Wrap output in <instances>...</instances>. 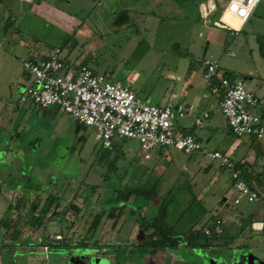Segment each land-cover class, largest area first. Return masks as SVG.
I'll use <instances>...</instances> for the list:
<instances>
[{
    "label": "rangeland",
    "instance_id": "1",
    "mask_svg": "<svg viewBox=\"0 0 264 264\" xmlns=\"http://www.w3.org/2000/svg\"><path fill=\"white\" fill-rule=\"evenodd\" d=\"M227 1L215 0L216 13L212 15L211 20H217L218 16L222 15V9ZM260 1L249 20L237 32L213 28V31H217L220 37L217 43H208L210 41L208 31H211L212 27L205 28V25L198 20L191 1L187 0L186 4L189 5L186 14L188 16L184 22L174 15L173 19L160 17L163 20L161 25L153 24L151 32L147 33V36L151 38L149 41L152 40L150 53H143L144 48L134 49L131 52L132 49L127 47L128 41L125 38L127 36L125 32L118 33L117 37L120 38L117 39L114 46L108 44L102 46V42L98 47L93 48V51H96L95 55L99 62L114 67L120 74L125 70H133L141 79L143 78V81L149 83L153 78L150 77L149 80H144V78L155 74L149 72L150 67L153 66L152 64L159 63L161 56L176 55L184 58V61L197 64V60L204 54L205 57L216 60L220 69L224 73H228L231 78L242 80L246 78L244 83L248 90L264 92V60L259 56L257 46V39L264 37V0ZM56 2L64 10L76 12L78 9V14L82 17L90 13L92 15L90 17L93 19L96 13L105 12L103 20H110L108 13L110 5L106 3L103 5L101 0H71L69 6L59 0ZM11 12V9L2 5L0 0V28L9 19ZM28 20L30 30L26 29L24 32L27 34V38L37 43L43 42L45 46H62L61 50H66V43L62 45V42L68 38L66 33L60 31L59 28L55 29L57 26L54 27L43 22L35 23L31 18ZM187 25H190L191 28L186 29ZM164 28L168 30L163 31ZM199 32L200 35H198ZM1 38L0 32V42ZM105 40L108 42V39ZM132 53L133 55H131ZM64 59L66 62H71L67 57ZM69 64L75 66V64L80 65L81 63L76 61ZM115 81L116 79L111 80V82ZM252 84H256V86L254 87ZM261 110L264 108L262 109L260 105ZM63 119L67 122L66 127L64 124L62 125L61 129L57 131L54 141L45 136L47 133L42 135L44 143L40 152L30 154L27 151V144L24 145L23 149L26 150L28 159L21 163L26 176L19 178L14 176L9 180L12 184L16 185L17 183L27 195L20 190L0 193V220L5 217L10 218L14 223H17L19 230V234L13 240H11L12 229H9L6 237L1 240V243L6 246L0 248V264H117L116 262L118 264H157L156 257L150 253L138 251L131 245L143 240L144 235L140 239L138 237L126 239L132 227L138 226L136 219L139 213L145 214L147 217L153 216L160 199L166 197L168 202L166 222L175 226V230L179 234L188 232L189 224L192 221L196 226L201 227L216 215L214 199L206 200L204 206L199 202L190 204L192 202L190 199L188 201L184 199L188 191L177 173L179 171L183 173L187 166H192V160L187 158V154L169 148L167 150L168 158H162L159 163L160 167L165 170L164 174L150 178L148 176L155 164L154 154L150 153V155L153 154L150 160L144 159V152L140 149L137 141L116 140L118 149L111 151L106 158L101 159L100 156L106 150L95 139V129L82 128L76 134L74 132L76 123L72 118L64 114ZM220 119L223 118L220 117ZM216 133L226 135L223 127ZM252 138L256 149L264 150V135L260 139ZM206 143L209 148L217 147L216 141L212 137ZM208 160L213 162L214 172L216 163L209 158ZM39 170L42 171L41 173H46V176L38 174ZM154 182H158V195L152 201L146 203L142 198L136 200L130 196L123 210L115 209L112 217L105 218V222L98 229L95 237L89 240L86 245L85 248L88 249L79 247L78 241L89 235L93 217L101 210L103 204L108 209V202L113 198L115 192L131 191L135 185H149ZM5 186L3 188H6ZM49 187L50 190H46ZM49 192L56 198L49 213L56 211L59 214L48 215L50 216L49 221L46 222L45 218L41 221L42 226L33 228L29 225V219L32 214L38 212H31L28 207L31 201H34V195L38 194L36 201H40L41 204ZM20 200L22 202H18ZM21 203L25 204V208L21 206ZM15 205H19V207ZM70 205L77 207L78 212L71 210ZM111 205L115 204L111 203ZM244 205L246 206L243 202L242 207ZM138 207L141 208L140 212H138ZM34 224V226L37 225L36 222ZM115 229L121 231L117 234L118 239L113 236L112 231ZM100 232L101 234H99ZM64 237L69 239L70 245L73 247L72 263H69L67 258H59L63 253L53 249L47 252L44 257L42 252L45 253L46 248L40 246L42 241L46 238L50 241H61ZM247 238L244 239V235L241 234L235 238L236 241H232L237 246H244L240 249H229L223 246L232 240L226 236L225 241H221V245L208 250L174 251L182 254L194 264H215L220 263L221 260L228 261L232 256L241 252L249 254L248 264H264V240L258 236ZM109 248H114L111 250L117 256V261L114 259V255L104 252ZM111 250L109 252L112 253ZM250 254H254L255 257ZM89 257H93L91 261H89ZM95 260L98 262L94 263Z\"/></svg>",
    "mask_w": 264,
    "mask_h": 264
},
{
    "label": "crops",
    "instance_id": "2",
    "mask_svg": "<svg viewBox=\"0 0 264 264\" xmlns=\"http://www.w3.org/2000/svg\"><path fill=\"white\" fill-rule=\"evenodd\" d=\"M56 1L58 0H1L2 5L11 9L12 12L9 19L0 28L2 36L0 42V193L19 190L23 192L17 183L16 185L12 184L9 179L14 176L16 178L26 176L21 163L28 159L26 150L23 149L24 145L27 144L28 153L36 154L41 151L44 143L42 135L47 133L45 136L54 141L57 131L63 124H67L63 119L65 113L58 107L39 108L32 103H22L19 100L20 95L30 84L29 75L21 67V59L41 61L52 49L58 48L57 46H45L43 42L37 43L27 38V34L24 32L26 29L30 30L28 19L31 18L35 23L43 22L54 27L57 26L55 29L59 28L60 31L66 33L68 36L65 44L66 50H61V55L63 58L70 59L69 63L80 62V65H86L93 72L103 74L110 81L116 79L114 83L128 86L137 98L149 104L162 106L171 101L185 107H192L193 113L178 119L175 121V125L194 135L204 144L205 150L185 154L188 159L192 160H188L192 162V166H187L183 173L180 171L177 173L188 191L183 198L187 201L190 199L192 201L190 204L199 202L203 206L209 198L215 200L216 215L211 221L204 224L205 229L216 222L221 225V228L220 226L216 227V231L221 232L224 238L227 236L234 241L236 237L243 234L244 239L258 236L264 240L261 232L264 227V207L247 203H244L246 204L245 208L242 207L243 203L233 205V193L228 172L219 167L217 163L214 165L215 171L213 172V162L211 163L206 156V151H221L238 166L241 165L243 175L245 173L251 182H254V177L259 175L258 177L264 185V150L256 149V145L252 143L254 139L250 136L236 137L232 135L225 119L220 114L210 115L207 119L202 120L199 126L194 124L195 118L199 117L201 112L208 110L215 101V98L205 90L202 82V60L207 57L203 54L195 64L191 61H184V58L176 55L161 56L159 63L152 64L153 66L150 67L149 72L155 74L144 78V80L153 78L149 83L143 81V78L141 79L133 70H125L120 74L114 67L99 62L95 55L96 51H93V48L98 47L102 42V46L107 44L114 46L117 39L120 38L117 37L118 33L125 32L127 35L125 38L128 41L127 47L132 49L131 52L134 49L144 48L143 53H150L152 40L149 41L151 38L147 36V33L151 32L153 24H163L160 17L173 19L175 16L184 22L188 16L186 14L189 5L186 4L187 0L182 2L176 0H101L103 5L105 3L110 5L108 10L110 20L108 21L103 20L105 12L96 13L93 19H91L90 13L82 17L78 14V9L76 12L64 10L56 4ZM59 1L64 2L66 6L71 3V0ZM188 1H191L198 20L205 25V28L212 27L211 31H208L210 39L208 43H217L220 37L217 31H213V28L230 29L221 23L218 26L213 24L222 17L221 15L217 20H211L212 15L216 13L215 0ZM213 7L215 9L211 11ZM202 9L208 11L206 19L202 17ZM122 11L127 13L129 21L120 26L113 25L115 15ZM243 25L239 26V30ZM190 28V25L186 26V29ZM165 29L168 30L164 28L163 31ZM111 34L113 36H110ZM105 39H108V42ZM76 64L73 66L74 68L78 66ZM244 80L246 81V78ZM244 80L242 81L244 82ZM249 80L252 82L251 79ZM253 86L255 87L256 84ZM250 91L257 95L263 109L264 92ZM219 116L223 119L221 120ZM222 127L225 129V136L222 133H216ZM211 137L216 141L217 147L209 148L207 146L206 142H209ZM168 149H157L152 152L155 164L148 177L153 178L164 174L165 170L160 167L159 163L162 158H168ZM153 154L148 159L145 157L144 159L150 160ZM189 169L190 171H188ZM41 172L39 170L38 174ZM41 174L46 176V173ZM6 184L7 186H5ZM4 186L6 188H3ZM50 187L46 190H50ZM261 189L264 190V187ZM103 228L100 229L101 232ZM198 228L199 226H196L193 221L189 224V229ZM140 231L139 227L134 225L126 239L139 237ZM112 232L113 236L118 239L117 234L121 231L115 229ZM224 246L229 249L244 248V246H237L235 243H228ZM246 246L249 247L247 244ZM177 250L184 249L178 248ZM176 252L165 250L150 255L158 259L157 264H192L188 258Z\"/></svg>",
    "mask_w": 264,
    "mask_h": 264
},
{
    "label": "built area",
    "instance_id": "3",
    "mask_svg": "<svg viewBox=\"0 0 264 264\" xmlns=\"http://www.w3.org/2000/svg\"><path fill=\"white\" fill-rule=\"evenodd\" d=\"M259 2L228 0L222 9V17L229 14L241 26ZM232 5H236V10ZM202 13L206 19L208 11L202 9ZM222 17L213 24L221 23L232 31L239 30ZM20 64L30 77L20 102L32 103L39 108L58 107L78 123L95 129V139L103 148L111 147L116 140H135L146 159L157 149L173 148L184 154L205 150L204 144L194 135L175 125V121L193 113L192 107L171 101L162 106L149 104L137 98L128 86L111 82L86 65L74 68L67 64L59 48L52 49L41 61L21 59ZM202 65L204 88L215 101L195 118L194 124L199 126L210 115L220 114L232 135L263 137L264 122L257 95L248 90L242 80H228L216 60L203 58ZM206 156L228 172L233 205L244 202L264 207V190L249 186L232 159L218 150L206 151Z\"/></svg>",
    "mask_w": 264,
    "mask_h": 264
},
{
    "label": "trees",
    "instance_id": "4",
    "mask_svg": "<svg viewBox=\"0 0 264 264\" xmlns=\"http://www.w3.org/2000/svg\"><path fill=\"white\" fill-rule=\"evenodd\" d=\"M179 1V0H176ZM186 1V0H182ZM219 17V16H218ZM129 21V17L127 16V13L125 11L118 12L115 15L113 25H123L126 24ZM67 42L65 40L62 42V45H64ZM258 43V54L259 56L264 60V37L261 39H257ZM61 51L62 46L58 47ZM27 59V58H26ZM64 59V58H63ZM31 60V59H30ZM65 60V59H64ZM69 64V62H66ZM224 76L228 78V80L233 81L234 79L231 78L228 73H224ZM260 116L263 119L264 117V110L260 111ZM75 130L74 132L77 134L82 128H87L84 125L78 123L77 121L75 122ZM106 151L100 156L101 159L106 158L108 154L111 151H115L118 149V145L116 143H113L111 147L104 148ZM241 171H242V178L246 181V183L251 186V187H256L261 189L262 182L260 180L259 175L257 177H254V182L250 181L249 177L244 173L243 175V170L241 165L239 166ZM253 179V178H252ZM24 193V192H23ZM26 194V193H24ZM27 195V194H26ZM158 195V186L157 183L149 184V185H135L133 186V189L131 191L127 190H121L115 192V195L111 200L108 202V209H106L103 205L102 208L99 212L95 214V216L92 219V222L90 223L89 227V235H87L83 240L78 241L79 247H82L84 249L86 245L88 244L89 240L93 239L98 231L99 228L103 225L105 222V218H110L113 216V210L118 209V210H123L125 204L128 202V199L130 196H133L134 199L137 200V198H142L146 203L152 201L156 196ZM34 201H31V204L29 205L28 209L31 212H38L37 214L34 213L31 215L29 219V225L32 226L33 228H38L42 226L41 221L46 218V222L49 221V218L51 215L59 214L56 211H53L52 213H49L50 208L56 199L55 196L52 193H48L46 195V198L43 200V202L40 204V201L38 200V194L34 195ZM18 202H22L21 200ZM111 203L119 204L121 203L122 205L120 206H115L111 205ZM16 206V205H15ZM21 206L25 208V204L21 203ZM16 207H19L17 205ZM167 208H168V202L166 197L161 198L158 205H157V210L156 213L151 216L147 217L145 214H140L137 216L136 223L141 230L142 234L144 235V239L138 242H135L131 244L134 249L141 251V252H147L150 254H155L157 251H165V250H177L178 248H182L185 250H190V251H197L199 252L200 250H208L211 248H214L216 246L221 245V241H225L226 238L220 233L216 231V227L220 226L219 223L214 222L213 225L209 226L208 228L205 229V226H201L198 229H190L188 232L179 234L175 230V226L169 225L166 222L167 219ZM70 209L78 212V208L70 205ZM138 212L141 211V208L138 207ZM143 209V208H142ZM110 210V212H109ZM50 215V216H48ZM37 223L36 226H34V223ZM248 222V221H247ZM250 222V221H249ZM9 229L13 230V235L12 239L17 237L19 234V230L17 228V223L13 222L10 218L5 217V219L0 220V248H3L6 246V244L1 243V240L6 237L8 234ZM263 230L261 231L262 234L264 235V227L262 228ZM205 230L208 231V233H205ZM232 243V240H230ZM230 241L226 242V244L230 243ZM2 244V245H1ZM40 246H44L46 249V252H42L44 257H46L47 252L50 250H55L56 252L63 253L59 258H67L69 253L72 251V246L70 245L69 239L64 237L61 241H50L47 238L42 241ZM224 246V245H223ZM114 248H109L107 250H104L106 254L110 253L113 254ZM109 250L112 251L109 252ZM114 259H117V256L114 255ZM117 261V260H116ZM115 261V262H116ZM118 264V262H116ZM219 263V262H218ZM215 263V264H218ZM194 264V263H192Z\"/></svg>",
    "mask_w": 264,
    "mask_h": 264
},
{
    "label": "water",
    "instance_id": "5",
    "mask_svg": "<svg viewBox=\"0 0 264 264\" xmlns=\"http://www.w3.org/2000/svg\"><path fill=\"white\" fill-rule=\"evenodd\" d=\"M140 233L142 234L141 231H140ZM250 255L252 257H255V255H253V254H250ZM248 257H249V254H244V252H241L235 256H232V258L228 261L221 260V262L218 264H248ZM98 260H97V262H98ZM72 261H73V258L70 257V259H68V262L72 263ZM97 262H96V260L94 261V263H97Z\"/></svg>",
    "mask_w": 264,
    "mask_h": 264
},
{
    "label": "bare ground",
    "instance_id": "6",
    "mask_svg": "<svg viewBox=\"0 0 264 264\" xmlns=\"http://www.w3.org/2000/svg\"><path fill=\"white\" fill-rule=\"evenodd\" d=\"M223 20L228 22L234 28H239V23L231 15L225 14Z\"/></svg>",
    "mask_w": 264,
    "mask_h": 264
},
{
    "label": "flooded vegetation",
    "instance_id": "7",
    "mask_svg": "<svg viewBox=\"0 0 264 264\" xmlns=\"http://www.w3.org/2000/svg\"><path fill=\"white\" fill-rule=\"evenodd\" d=\"M143 234L140 233V236L138 237L140 239V237L142 236ZM73 250L69 253V255L67 256V259H69L72 255H73ZM91 258L93 257H89V261H91Z\"/></svg>",
    "mask_w": 264,
    "mask_h": 264
},
{
    "label": "snow or ice",
    "instance_id": "8",
    "mask_svg": "<svg viewBox=\"0 0 264 264\" xmlns=\"http://www.w3.org/2000/svg\"><path fill=\"white\" fill-rule=\"evenodd\" d=\"M232 7H233V10H236V5H232ZM241 14L242 15L244 14V11L243 10H241Z\"/></svg>",
    "mask_w": 264,
    "mask_h": 264
},
{
    "label": "clouds",
    "instance_id": "9",
    "mask_svg": "<svg viewBox=\"0 0 264 264\" xmlns=\"http://www.w3.org/2000/svg\"><path fill=\"white\" fill-rule=\"evenodd\" d=\"M258 227H259V225H258Z\"/></svg>",
    "mask_w": 264,
    "mask_h": 264
}]
</instances>
